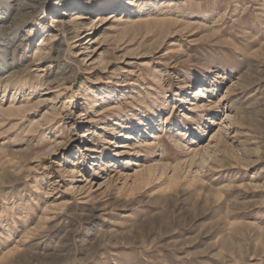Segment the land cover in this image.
I'll use <instances>...</instances> for the list:
<instances>
[{
  "label": "rangeland",
  "instance_id": "rangeland-1",
  "mask_svg": "<svg viewBox=\"0 0 264 264\" xmlns=\"http://www.w3.org/2000/svg\"><path fill=\"white\" fill-rule=\"evenodd\" d=\"M73 1L0 0V264H264V0Z\"/></svg>",
  "mask_w": 264,
  "mask_h": 264
},
{
  "label": "bare ground",
  "instance_id": "bare-ground-1",
  "mask_svg": "<svg viewBox=\"0 0 264 264\" xmlns=\"http://www.w3.org/2000/svg\"><path fill=\"white\" fill-rule=\"evenodd\" d=\"M19 1V5L16 7V14L18 15V14H20V16H23V15H25V16H27L31 11H33V10H35L36 8H38L39 6H41V4H42V0H18ZM73 2H76V0H74ZM62 5L61 6H69L70 4H71V2H69V3H67V2H65V3H61ZM99 5H97V6H94L93 8L95 9V10H99V9H101L100 7H98ZM89 8H90V6H89ZM74 10H77V9H74ZM77 14V13H76ZM76 14H74V15H76ZM80 14V13H79ZM79 16L80 15H78V17L77 18H79ZM21 18V17H20ZM73 19H74V17H72ZM81 18V17H80ZM76 19V18H75ZM19 20V19H18ZM25 20V19H24ZM74 21V20H73ZM19 22L20 21H15V18H13V21L11 22V24L9 25H7V26H4V27H0V33L3 35V36H5V37H9L10 36V34H12L13 35V33L14 34H17V32H16V29H17V26H21V24H19ZM55 22H58V19H56L55 18ZM20 23H22V21L20 22ZM125 23V22H124ZM63 25V24H62ZM75 25V24H74ZM19 26V27H20ZM68 26V25H67ZM67 26H62V30H63V32H64V34H65V32L66 33H71V30L69 29V28H67ZM0 34V35H1ZM7 35V36H6ZM57 51H60V49H57ZM1 54V57H7L6 55H8V54H6V53H0ZM14 73V72H13ZM1 78V77H0ZM1 80V79H0ZM205 82H208V81H205ZM199 94H202L203 92H202V90L201 91H199L198 92ZM157 136V135H156ZM152 171V170H151Z\"/></svg>",
  "mask_w": 264,
  "mask_h": 264
}]
</instances>
